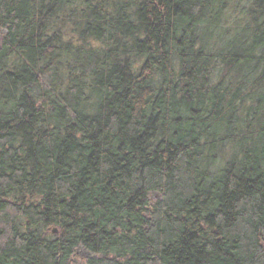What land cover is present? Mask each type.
Returning a JSON list of instances; mask_svg holds the SVG:
<instances>
[{"label": "trees", "instance_id": "1", "mask_svg": "<svg viewBox=\"0 0 264 264\" xmlns=\"http://www.w3.org/2000/svg\"><path fill=\"white\" fill-rule=\"evenodd\" d=\"M0 264H264V0H0Z\"/></svg>", "mask_w": 264, "mask_h": 264}, {"label": "water", "instance_id": "2", "mask_svg": "<svg viewBox=\"0 0 264 264\" xmlns=\"http://www.w3.org/2000/svg\"><path fill=\"white\" fill-rule=\"evenodd\" d=\"M53 233L56 234L57 233V230H54Z\"/></svg>", "mask_w": 264, "mask_h": 264}]
</instances>
